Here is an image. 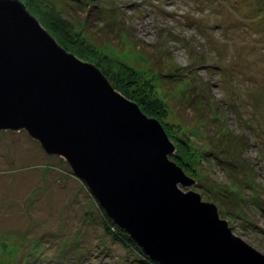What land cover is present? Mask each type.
<instances>
[{
    "label": "rangeland",
    "instance_id": "374dc122",
    "mask_svg": "<svg viewBox=\"0 0 264 264\" xmlns=\"http://www.w3.org/2000/svg\"><path fill=\"white\" fill-rule=\"evenodd\" d=\"M22 1L158 112L180 141L170 158L196 179L180 188L216 203L264 254V0ZM103 215L63 157L25 130L0 131V264H142Z\"/></svg>",
    "mask_w": 264,
    "mask_h": 264
},
{
    "label": "water",
    "instance_id": "95a60500",
    "mask_svg": "<svg viewBox=\"0 0 264 264\" xmlns=\"http://www.w3.org/2000/svg\"><path fill=\"white\" fill-rule=\"evenodd\" d=\"M63 157L109 218L161 264H264L196 179L156 117L68 51L22 0H0V131Z\"/></svg>",
    "mask_w": 264,
    "mask_h": 264
},
{
    "label": "trees",
    "instance_id": "16d2710c",
    "mask_svg": "<svg viewBox=\"0 0 264 264\" xmlns=\"http://www.w3.org/2000/svg\"><path fill=\"white\" fill-rule=\"evenodd\" d=\"M25 1H30V0H25ZM38 1H41V0H38ZM40 19L42 20V18H40ZM48 28L51 30V32H50L51 34H53L55 37L56 36L58 37L57 30L53 27V25H51V26L49 25ZM61 44H62V42H61ZM62 45L65 46L64 44H62ZM140 104L143 106L144 110L146 111V113L149 116H154V117L157 116L159 118V114H158L157 111L151 112V110L149 109V107L146 104H144V103H140ZM170 135L172 137V140H174L177 145H178V142L180 144L179 139H177L175 137V135H173V134H170ZM194 174H196L195 171H194ZM99 206H100V208H101V210H102V212L104 214L103 216H104V219H105V222H104L105 223V230L114 240L119 241V242L123 243L124 245H126L128 247H131V248L135 249L138 253H140L141 256H142V260H141L142 264H161V263L153 260L150 256H148L143 251V249L138 245V243L128 233H126L124 230H122L115 223V221L113 219L108 217V215L106 214L105 210L103 209V207L100 204H99Z\"/></svg>",
    "mask_w": 264,
    "mask_h": 264
},
{
    "label": "bare ground",
    "instance_id": "6f19581e",
    "mask_svg": "<svg viewBox=\"0 0 264 264\" xmlns=\"http://www.w3.org/2000/svg\"><path fill=\"white\" fill-rule=\"evenodd\" d=\"M44 149V148H43Z\"/></svg>",
    "mask_w": 264,
    "mask_h": 264
}]
</instances>
